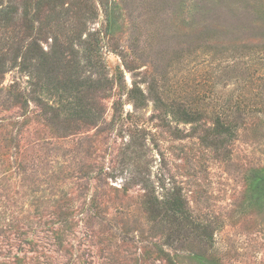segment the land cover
I'll return each instance as SVG.
<instances>
[{"label": "rangeland", "instance_id": "rangeland-1", "mask_svg": "<svg viewBox=\"0 0 264 264\" xmlns=\"http://www.w3.org/2000/svg\"><path fill=\"white\" fill-rule=\"evenodd\" d=\"M0 264H264V0H0Z\"/></svg>", "mask_w": 264, "mask_h": 264}, {"label": "trees", "instance_id": "trees-1", "mask_svg": "<svg viewBox=\"0 0 264 264\" xmlns=\"http://www.w3.org/2000/svg\"><path fill=\"white\" fill-rule=\"evenodd\" d=\"M228 130H229L228 125L223 124V123L217 124L214 128L211 129L212 135H216V136H218L224 132L226 133V131H228ZM216 138H218V137H216Z\"/></svg>", "mask_w": 264, "mask_h": 264}]
</instances>
